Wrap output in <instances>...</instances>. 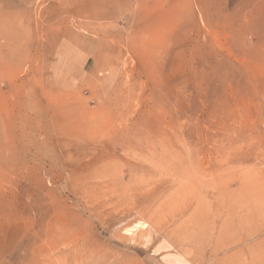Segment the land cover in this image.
Returning <instances> with one entry per match:
<instances>
[{
    "label": "rangeland",
    "instance_id": "obj_1",
    "mask_svg": "<svg viewBox=\"0 0 264 264\" xmlns=\"http://www.w3.org/2000/svg\"><path fill=\"white\" fill-rule=\"evenodd\" d=\"M0 264H264V0H0Z\"/></svg>",
    "mask_w": 264,
    "mask_h": 264
},
{
    "label": "crops",
    "instance_id": "obj_2",
    "mask_svg": "<svg viewBox=\"0 0 264 264\" xmlns=\"http://www.w3.org/2000/svg\"><path fill=\"white\" fill-rule=\"evenodd\" d=\"M5 1V0H4ZM9 4V3H8Z\"/></svg>",
    "mask_w": 264,
    "mask_h": 264
},
{
    "label": "bare ground",
    "instance_id": "obj_3",
    "mask_svg": "<svg viewBox=\"0 0 264 264\" xmlns=\"http://www.w3.org/2000/svg\"><path fill=\"white\" fill-rule=\"evenodd\" d=\"M194 225V224H193Z\"/></svg>",
    "mask_w": 264,
    "mask_h": 264
}]
</instances>
